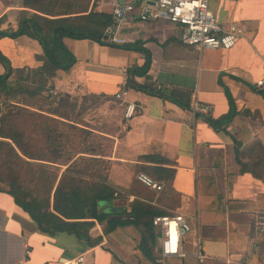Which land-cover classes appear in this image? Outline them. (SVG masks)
<instances>
[{
    "label": "crops",
    "instance_id": "crops-1",
    "mask_svg": "<svg viewBox=\"0 0 264 264\" xmlns=\"http://www.w3.org/2000/svg\"><path fill=\"white\" fill-rule=\"evenodd\" d=\"M120 2L139 4V0H91L90 9L113 13ZM210 8L226 28L234 22L245 25V33L232 48L199 50L186 45L180 39L182 24L142 19L137 11L110 27L112 42L141 41L150 51L148 74L158 93L128 88L121 97L116 95L126 87L128 70L145 63L144 52L70 37L64 42L76 61L69 70L58 69L44 93L83 96V101L99 98L93 115L83 117V123L70 122L92 133L97 154L91 155L107 160L109 183L121 195L118 198L127 200L109 212L112 217L143 204L159 214H182L195 229L184 237L188 255L162 263L160 229L154 225L160 264L232 260L262 264L255 251L260 235L257 216L264 214V181L241 170L236 148L244 150L255 141L264 145V87L256 86L264 78V0H210ZM22 10L36 12L25 7L24 0H0V30H17ZM0 50L15 68H36L44 62L42 45L28 35L0 37ZM4 72L0 62V75ZM225 86L238 113L215 129L204 116L218 118L229 111ZM173 92L190 107L172 100ZM129 102L137 105V111L126 118ZM197 106L208 111H198ZM139 172L162 182L163 190L143 185L137 179ZM104 229L105 223L95 221L90 234L93 239L102 237L95 245L75 234L41 231L8 189L0 188V264H152L139 247L137 226L120 225L107 234ZM196 235L203 247L202 261L193 254ZM80 255L84 261L77 263Z\"/></svg>",
    "mask_w": 264,
    "mask_h": 264
},
{
    "label": "trees",
    "instance_id": "trees-1",
    "mask_svg": "<svg viewBox=\"0 0 264 264\" xmlns=\"http://www.w3.org/2000/svg\"><path fill=\"white\" fill-rule=\"evenodd\" d=\"M91 0H24V6L36 10H22L15 31L0 30V37L28 35L42 45L43 65L36 68H15L0 50V62L5 72L0 75V92L4 94L0 107V181L5 178L8 191L27 211L41 231L67 232L95 245L102 237L93 239L90 230L95 221L105 223L104 233L120 225L133 224L141 231L139 247L152 264H160L156 255L159 232L152 220L159 212L140 204L122 217H112L101 201L112 202L121 197L109 183V163L97 158V149L88 142L91 132L73 120L77 98L69 94L60 97L46 95L49 81L58 69L69 70L76 57L64 38L92 39L101 44L142 51L146 55L142 66L128 70L126 87L146 93H158L148 71L150 51L141 41L115 43L109 39L110 27L116 19L113 13L90 9ZM135 76H144L138 82ZM230 109L218 118L205 115L215 129H221L238 113L234 98L227 86ZM171 93L169 97L187 108ZM45 100L49 108L35 106L25 97ZM46 112V113H45ZM67 119L69 121H66ZM72 131H81L85 139L80 146L70 142ZM80 137H82L80 135ZM71 145L72 149H68ZM241 170L264 181V145L255 141L241 150L236 148ZM1 188V187H0ZM161 214V213H160Z\"/></svg>",
    "mask_w": 264,
    "mask_h": 264
},
{
    "label": "built area",
    "instance_id": "built-area-1",
    "mask_svg": "<svg viewBox=\"0 0 264 264\" xmlns=\"http://www.w3.org/2000/svg\"><path fill=\"white\" fill-rule=\"evenodd\" d=\"M137 11L142 19L168 20L183 25L180 34L181 41L189 46L204 50L207 48H232L246 31L245 25L234 22L230 27L223 26L216 14L210 8V0H139V4L133 2H120L114 7L113 14L119 23L129 20L131 14ZM259 88L264 87V78L256 82ZM128 88L120 90L116 95L121 97ZM198 111H208V107ZM137 111V105L129 102L126 105L124 116L131 118ZM137 179L146 187L160 192L164 184L145 172H139ZM153 224L160 229V261L164 263L166 258L186 257L184 237L195 229L188 220L179 213L157 214L153 217ZM259 234L264 232V214L259 213L256 223ZM30 252L29 249L26 250ZM193 254L202 261L204 259L203 247L198 235L195 236V250ZM84 261L80 255L76 260ZM230 264H240L238 260H232Z\"/></svg>",
    "mask_w": 264,
    "mask_h": 264
},
{
    "label": "rangeland",
    "instance_id": "rangeland-1",
    "mask_svg": "<svg viewBox=\"0 0 264 264\" xmlns=\"http://www.w3.org/2000/svg\"><path fill=\"white\" fill-rule=\"evenodd\" d=\"M46 96V94H45ZM4 99V94H2V92H0V107H3L2 105V100ZM25 99H28L29 100V103L33 104L32 102H35V106L38 107V106H41L43 107L44 106V109H48L49 108V105L48 104H40V102L42 103H46L45 100H41L39 99V96L38 97H34L33 99L32 98H29V97H25ZM99 98L97 97H88V99H85L83 101V96H81L79 99H77V107H76V110L73 111V120L76 121V122H81L83 123V117H89L91 115L94 114L92 108H95V106H97L98 102H99ZM82 132L81 131H72L71 134H69L70 136V142H73V144H75L76 146H80V144L83 143L84 139H85V134H81ZM80 135L82 137H80ZM96 139L91 136L89 139H88V142L89 143H92L94 142ZM71 145L68 146V149H72V147H70ZM0 187L1 188H9V186L7 185V183L5 182V178L3 177V179L0 181ZM255 256L256 258L259 260L260 263L264 264V232H262L260 235H259V239H258V246L256 248V251H255Z\"/></svg>",
    "mask_w": 264,
    "mask_h": 264
},
{
    "label": "water",
    "instance_id": "water-1",
    "mask_svg": "<svg viewBox=\"0 0 264 264\" xmlns=\"http://www.w3.org/2000/svg\"><path fill=\"white\" fill-rule=\"evenodd\" d=\"M126 202H127V200L124 199V198H116V199H114L112 201V203L109 202V201H101L100 204L107 206L106 211H108V212H116L117 208L120 207V206L125 205Z\"/></svg>",
    "mask_w": 264,
    "mask_h": 264
}]
</instances>
